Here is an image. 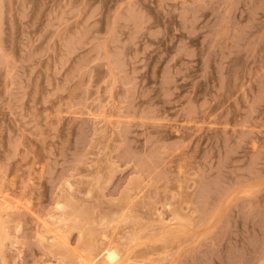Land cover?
<instances>
[{
    "label": "rangeland",
    "instance_id": "obj_1",
    "mask_svg": "<svg viewBox=\"0 0 264 264\" xmlns=\"http://www.w3.org/2000/svg\"><path fill=\"white\" fill-rule=\"evenodd\" d=\"M0 264H264V0H0Z\"/></svg>",
    "mask_w": 264,
    "mask_h": 264
},
{
    "label": "bare ground",
    "instance_id": "obj_2",
    "mask_svg": "<svg viewBox=\"0 0 264 264\" xmlns=\"http://www.w3.org/2000/svg\"><path fill=\"white\" fill-rule=\"evenodd\" d=\"M111 250L107 251V258H108V260L110 259V261H112L115 258V256H116V253L114 251H111Z\"/></svg>",
    "mask_w": 264,
    "mask_h": 264
}]
</instances>
